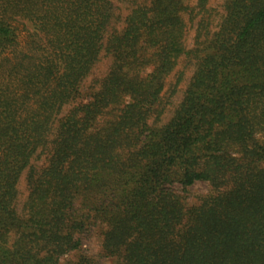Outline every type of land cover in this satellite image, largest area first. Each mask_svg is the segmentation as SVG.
<instances>
[{"label":"trees","instance_id":"obj_1","mask_svg":"<svg viewBox=\"0 0 264 264\" xmlns=\"http://www.w3.org/2000/svg\"><path fill=\"white\" fill-rule=\"evenodd\" d=\"M187 10L142 0L116 29L113 0H0V264H61L96 225L115 264H264V0H227L160 125L163 79L189 55ZM103 55L108 73L84 100ZM38 152L22 219L16 184ZM198 182L214 191L186 208L173 187Z\"/></svg>","mask_w":264,"mask_h":264},{"label":"rangeland","instance_id":"obj_2","mask_svg":"<svg viewBox=\"0 0 264 264\" xmlns=\"http://www.w3.org/2000/svg\"><path fill=\"white\" fill-rule=\"evenodd\" d=\"M142 0H113V17L111 26L114 25L116 29H121L123 26L122 19L128 14L131 7L141 3ZM197 0H182L183 5L188 7V10L183 14L185 24L183 45L185 50L189 53L188 56L180 57L173 68V70L163 79V91L161 92V103L164 106L162 116L159 124H165L178 108L185 91L187 90L191 78L193 76L196 63L198 59L204 56V42L215 31H217L221 19L225 15V7L227 0H208L205 11H199L196 8ZM203 20V25L199 29L201 37L198 38V22ZM20 37L23 39L27 37L30 32V24H18ZM198 58V59H197ZM110 58L101 56L100 60L92 67L90 74L81 84L82 99H89V95L97 91L99 83L107 75L110 67ZM180 78L179 84L174 87L177 78ZM74 103L66 104L62 107L58 120L54 123V132L57 129L59 120L71 110ZM53 132V133H54ZM53 136H51L52 138ZM255 141L264 143V134L255 136ZM45 153L38 152L31 158L29 167H27L21 174L16 184V198L14 201V210L19 218L26 217V204L29 197V190L27 186V178L30 173V166L34 170H38L45 164ZM173 191L181 195L183 203L186 208L198 206L204 196L211 194L214 189L208 183H195L191 187L182 191L181 187L175 185ZM8 240L12 243L16 236L10 233ZM86 256L91 258L96 264H115V260L109 259L101 253V235L96 226L90 228L89 231L82 236V247L79 251L70 252L60 259V263L73 262L79 256Z\"/></svg>","mask_w":264,"mask_h":264}]
</instances>
